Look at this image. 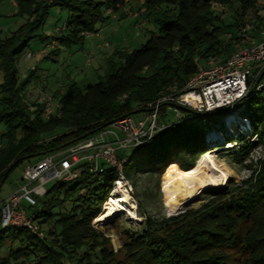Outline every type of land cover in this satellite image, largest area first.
I'll list each match as a JSON object with an SVG mask.
<instances>
[{
	"label": "trees",
	"instance_id": "obj_1",
	"mask_svg": "<svg viewBox=\"0 0 264 264\" xmlns=\"http://www.w3.org/2000/svg\"><path fill=\"white\" fill-rule=\"evenodd\" d=\"M129 2L16 0L17 12L25 20L8 37L0 38V123L4 126L0 188L24 160L38 161L121 118L148 113L159 99L175 97L197 73L195 58L202 67L211 56L223 61L242 45L246 33L256 38L254 43L262 42L258 38L262 33L257 32L264 17L259 15L257 0H144L147 18L141 19V28L153 15L156 32L149 34L141 49L117 52L120 64L101 81L82 88L69 84L52 93L59 115L44 118L42 104L31 97L30 89L27 99L22 95L29 78L19 81L16 58L32 38L42 36L48 9L64 8L68 17L63 27L55 30L58 35L45 44H55L47 56L56 54L61 46L81 41L86 37L82 33H95L96 24L104 19L103 10L114 12ZM219 7L230 9L231 20L223 22L224 12ZM251 89L249 86L247 93ZM176 106L168 100L158 102L156 121L163 128L141 149L117 152L118 158L125 159L121 175L133 188L139 176H159L168 165L191 169L197 157L207 151V124L215 125L229 114V108H242V118L264 149V87L205 116L178 111ZM170 110L181 114L177 122ZM220 128L216 133L222 135ZM222 141L239 142L238 152L230 158L237 163L247 160L252 144L246 138L225 136ZM245 166L250 172L239 186L214 191L198 208L177 215L148 214L140 197L149 195L137 194L142 230L138 235L124 234L122 248L114 252L108 238L93 228L92 220L111 193L117 172L104 164L100 172L91 171L88 163L78 164L74 179L48 183L44 195L35 197L33 209L27 207L41 237L24 229H0V264H264V150ZM65 204H70L69 209L52 212Z\"/></svg>",
	"mask_w": 264,
	"mask_h": 264
},
{
	"label": "rangeland",
	"instance_id": "obj_2",
	"mask_svg": "<svg viewBox=\"0 0 264 264\" xmlns=\"http://www.w3.org/2000/svg\"><path fill=\"white\" fill-rule=\"evenodd\" d=\"M94 2H101L104 0H92ZM144 0H130L128 4L117 11L109 12L103 10L102 21L96 24L95 33L90 36L84 37L81 41L70 43L68 46H61L58 48L56 54H49L44 56L40 51L45 48V44L58 34L56 29H61L68 17V11L64 8L50 7L45 25L42 26L41 34L32 38L27 46L21 49L16 58V67L18 70L19 81L29 78L28 84L22 94L25 99L29 96L30 92L37 90L52 96V93L61 92L69 84L82 88L89 84H94L104 79V77L112 72L119 64L121 57L117 56V52L131 53L135 50L141 49V46L146 42L151 32H156V26L153 22V15L148 16V22H145L144 27L137 28L136 25L141 19L146 20L144 16ZM256 7L259 10V15L264 17V0H257ZM223 11V22L231 20V11L228 8L219 7ZM18 7L16 0H0V38L8 37L13 33L25 20L24 15L18 14ZM134 14L139 15L138 18ZM264 25L259 26L260 35L258 38L264 42ZM251 34V33H250ZM256 40L252 38L249 33L244 35L241 40L237 51L247 48L251 41ZM54 49V47L52 48ZM47 50L46 52H49ZM27 54H31L30 58H26ZM32 68L34 70H32ZM30 73L33 76L30 77ZM2 80V72L0 71V83ZM55 101V100H54ZM56 102V101H55ZM234 115V125L232 128L226 127V118L237 111ZM179 111V110H178ZM178 111L170 110L169 114L175 121L181 117ZM203 114V113H202ZM178 117V118H177ZM242 115V108L230 109L229 114L223 117L215 125L208 123L206 132L204 134V143L207 151L212 152L215 156V161L221 168L227 178L226 180L216 186L208 187L201 190L191 201L182 205L179 212L168 211L164 205L162 196L161 179L162 174L159 176H139L136 187L130 185L129 201L134 206V211L139 220L128 219L125 215V210L115 211L109 218H101L100 212L105 208L111 207L110 199L116 195L126 194L124 190L117 189L115 183L112 184L110 189L111 193L109 198L102 204L99 212L92 221L93 228L99 230L102 235L108 238L110 246L114 252L122 248L124 234L138 235L142 230L140 221L142 214L137 212V198L139 193H146L149 198L145 199L140 197V202L143 204L144 211L148 214L157 216H171L184 212L186 209H196L206 202V198L210 193L224 189L226 187L239 186L241 182L246 179L249 170L245 165L253 163L255 159L262 156L263 147L258 144L252 130H250L248 123H244L245 119ZM243 120V121H242ZM247 124V127L245 126ZM221 126L222 135L217 134V128ZM223 127V128H222ZM4 131L3 124L0 123V134ZM217 135V140L214 141ZM229 137L234 140L238 136L247 139V142L252 144V148L248 153L247 160L242 163L234 162L230 156L238 152L240 146L239 142H223V137ZM200 156V155H199ZM198 156V157H199ZM35 159L30 158L24 160L20 165L13 169L5 182L0 188V206L1 202L13 192L21 182V175L25 167L30 163H34ZM174 166V165H173ZM167 168V167H166ZM165 168V169H166ZM177 168V167H176ZM182 170V169H181ZM164 172V171H163ZM217 174V173H215ZM48 185H45V189ZM127 195V194H126ZM70 204H65L61 209L54 208L52 212L64 211L69 209ZM33 209V208H32ZM28 212V208L25 207Z\"/></svg>",
	"mask_w": 264,
	"mask_h": 264
},
{
	"label": "built area",
	"instance_id": "obj_3",
	"mask_svg": "<svg viewBox=\"0 0 264 264\" xmlns=\"http://www.w3.org/2000/svg\"><path fill=\"white\" fill-rule=\"evenodd\" d=\"M141 26L142 22L139 21L136 27ZM82 34L86 37L91 35ZM54 45V42L46 45L40 54L47 56L46 51ZM30 57L31 54L26 55V58ZM194 63L197 73L188 79L175 97L170 95L159 99L146 114L121 118L85 140L28 164L17 188L1 202L0 229H24L41 237L42 232L25 207L35 206V197L44 195V187L48 183L74 179L78 174L76 166L81 163H88L93 172H100L101 164L114 169L118 176L113 183L117 189L119 184L129 196L130 183L121 175L125 159L118 158L117 152L128 148L141 149L156 131L163 128L156 121L158 102L168 100L198 113H210L246 98L249 86L255 89L264 87V80L258 81L264 70V42L252 41L247 48L233 53L223 61L214 56L208 57L205 67L200 65L198 58L194 59ZM31 97L42 104L44 118L59 115V106L49 94L34 90L31 91ZM123 98L124 95L119 101Z\"/></svg>",
	"mask_w": 264,
	"mask_h": 264
},
{
	"label": "bare ground",
	"instance_id": "obj_4",
	"mask_svg": "<svg viewBox=\"0 0 264 264\" xmlns=\"http://www.w3.org/2000/svg\"><path fill=\"white\" fill-rule=\"evenodd\" d=\"M238 110L226 118V127L232 128L234 125V115ZM243 121V120H242ZM247 127V124H245ZM214 141H216L217 135ZM212 152L202 153L194 163V166L188 170H181L173 165H168L162 172V196L164 205L168 211L176 212L182 205L191 201L201 190L212 188L222 184L227 176L221 171L220 166L215 161ZM217 173V174H215ZM118 189L119 184L117 185ZM111 207H107L100 212L101 218H109L115 211H124L128 219L139 220L134 211L133 204L129 201L126 194L116 195L110 198Z\"/></svg>",
	"mask_w": 264,
	"mask_h": 264
},
{
	"label": "water",
	"instance_id": "obj_5",
	"mask_svg": "<svg viewBox=\"0 0 264 264\" xmlns=\"http://www.w3.org/2000/svg\"><path fill=\"white\" fill-rule=\"evenodd\" d=\"M263 75H264V70L261 71V74L259 75V79H258V81L263 77ZM253 89H255V87H252L251 91H252ZM251 91H249L247 94H250ZM228 107H229V106H228ZM176 109L179 110V111H186V112H188V113H195L196 115H201V116H205V115L208 114V113H203V114H202V113H198V112H195V111H193V110H191V109H189V108H186V107H183V106H180V105H177V106H176ZM212 112H213V111H212ZM9 170H10V168H8V169L6 170V172L4 173V175H3L2 179H1V183H2V182L4 181V179L6 178V176H7L8 172H9ZM177 212H179V210H178Z\"/></svg>",
	"mask_w": 264,
	"mask_h": 264
},
{
	"label": "crops",
	"instance_id": "obj_6",
	"mask_svg": "<svg viewBox=\"0 0 264 264\" xmlns=\"http://www.w3.org/2000/svg\"><path fill=\"white\" fill-rule=\"evenodd\" d=\"M134 16H135L136 18H138V16H139V15H137V14H134Z\"/></svg>",
	"mask_w": 264,
	"mask_h": 264
}]
</instances>
